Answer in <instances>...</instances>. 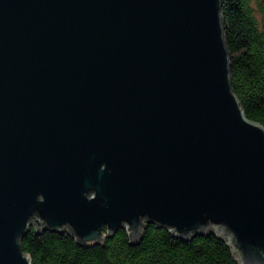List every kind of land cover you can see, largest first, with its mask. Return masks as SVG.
I'll return each mask as SVG.
<instances>
[{"label": "water", "instance_id": "water-1", "mask_svg": "<svg viewBox=\"0 0 264 264\" xmlns=\"http://www.w3.org/2000/svg\"><path fill=\"white\" fill-rule=\"evenodd\" d=\"M153 224L264 264V128L221 0H0V264H31V229L92 247Z\"/></svg>", "mask_w": 264, "mask_h": 264}, {"label": "trees", "instance_id": "trees-1", "mask_svg": "<svg viewBox=\"0 0 264 264\" xmlns=\"http://www.w3.org/2000/svg\"><path fill=\"white\" fill-rule=\"evenodd\" d=\"M221 20L229 53L231 88L245 116L264 128V0H221ZM31 264H237L216 236L175 238L147 226L130 244L119 229L102 245L85 247L67 234L32 229L21 240Z\"/></svg>", "mask_w": 264, "mask_h": 264}]
</instances>
